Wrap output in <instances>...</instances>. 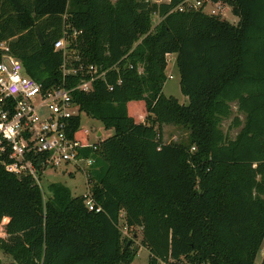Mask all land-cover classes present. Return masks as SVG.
I'll list each match as a JSON object with an SVG mask.
<instances>
[{"label": "trees", "instance_id": "trees-1", "mask_svg": "<svg viewBox=\"0 0 264 264\" xmlns=\"http://www.w3.org/2000/svg\"><path fill=\"white\" fill-rule=\"evenodd\" d=\"M220 1L236 23L174 10L183 0H0V41L45 91L79 81L62 80L53 43L64 32L82 62L118 65L113 89L98 80L72 92L80 112L113 129L81 151L94 159L86 186L99 212L64 184L45 194L0 155L7 264H132L137 250L121 227L140 230L148 264H254L264 239V0ZM171 53L187 103L162 92ZM230 118L232 138L222 128ZM80 123L71 117L69 132L85 142ZM167 124L185 126L188 142L163 141Z\"/></svg>", "mask_w": 264, "mask_h": 264}, {"label": "built area", "instance_id": "built-area-1", "mask_svg": "<svg viewBox=\"0 0 264 264\" xmlns=\"http://www.w3.org/2000/svg\"><path fill=\"white\" fill-rule=\"evenodd\" d=\"M224 5L220 0H183L174 10L201 9L209 15L220 16ZM79 33L81 30H74L71 37L74 39ZM68 38L64 32L54 41L53 48L62 52V80L79 76V81L73 86L62 83L47 91L25 73L8 42L0 41V155L7 153L6 171L30 176L38 185L47 169H57L64 163L74 164L86 174L94 159L81 151L95 149L96 144L73 139L70 135V118L80 114L72 100V92L76 89L88 91L98 80L107 83L111 90L114 84L108 77L118 70L117 63L105 66L82 62L80 55L68 48ZM115 82L119 84L121 79L115 78ZM84 196L89 210H101L88 187Z\"/></svg>", "mask_w": 264, "mask_h": 264}, {"label": "rangeland", "instance_id": "rangeland-1", "mask_svg": "<svg viewBox=\"0 0 264 264\" xmlns=\"http://www.w3.org/2000/svg\"><path fill=\"white\" fill-rule=\"evenodd\" d=\"M157 3L165 2L167 0H152ZM221 18L226 19L232 23L238 21V17L234 15L231 11L229 5L225 4L224 8L221 10ZM160 20V17L157 14L153 15V24L157 23ZM166 76L167 79L164 83L162 92L166 96L175 97L180 103H187L188 99L184 96L180 90V74L176 64V54L173 56L167 57V67H166ZM37 102V101H36ZM236 105L232 103L233 115L237 114ZM232 115V116H233ZM239 117L243 120L244 115L238 114ZM81 123L80 130L86 131L87 133V142L90 144H97L99 141L104 140L105 138L113 134L112 128H106L104 124L93 118L90 114L82 111L80 112ZM231 118L223 121L222 128L223 130L232 138L234 137L239 128H234L230 126ZM100 132V136L97 134ZM189 131L185 126L176 125V124H167L163 127L162 139L165 142H188ZM51 183H61L68 187L70 193L74 196L85 195L87 193L86 186V174L85 171L74 164H61L57 169H47L41 179L39 180V185L42 190L46 193V189ZM122 236L124 238H130L132 240V246L137 250V254L132 262V264H148L149 252L148 250L141 245V235L140 230L137 229L136 233L127 231L126 228L121 227ZM5 236V234H3ZM264 254V239L262 245L258 249L254 264H260ZM0 259L3 263L7 264L10 261V257L6 255L2 250H0Z\"/></svg>", "mask_w": 264, "mask_h": 264}, {"label": "water", "instance_id": "water-1", "mask_svg": "<svg viewBox=\"0 0 264 264\" xmlns=\"http://www.w3.org/2000/svg\"><path fill=\"white\" fill-rule=\"evenodd\" d=\"M36 31H37V35H38V38H39V40L42 42V35H41V33H40V31H39V29L36 27ZM101 134H100V132L97 134V136L99 137Z\"/></svg>", "mask_w": 264, "mask_h": 264}, {"label": "crops", "instance_id": "crops-1", "mask_svg": "<svg viewBox=\"0 0 264 264\" xmlns=\"http://www.w3.org/2000/svg\"><path fill=\"white\" fill-rule=\"evenodd\" d=\"M169 56H170V57L173 56V53H171V54H167V57H169ZM234 104H235V103H234ZM235 105H236V104H235ZM164 126H165V125H164ZM164 126H163V127H164Z\"/></svg>", "mask_w": 264, "mask_h": 264}]
</instances>
